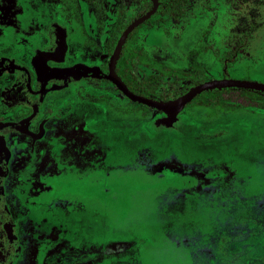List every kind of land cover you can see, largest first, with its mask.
<instances>
[{
  "label": "rangeland",
  "instance_id": "1",
  "mask_svg": "<svg viewBox=\"0 0 264 264\" xmlns=\"http://www.w3.org/2000/svg\"><path fill=\"white\" fill-rule=\"evenodd\" d=\"M141 1L48 0L39 3L47 12L34 4L33 14L37 23L51 24L0 28V57L27 68L32 82L43 78L54 85L64 77L76 78L64 87L68 110L83 105L68 115L77 125L70 135L77 132L78 142L51 147L58 155L64 152L65 159L49 160L41 170L44 162L36 159L31 167L30 160H23L15 167V182L3 187L0 201L9 217L0 215V221L10 220L3 227L9 239L18 235L21 240L31 226L41 229V237L35 238L39 254L32 259L18 252V240L10 256L12 240L3 236L0 264H264V111L241 108L243 119L232 120L221 136L226 131L218 124L219 108L206 93L167 108L123 94L108 71L112 41L119 37L113 29L117 17L127 22ZM233 11L228 0H187L183 18L160 11L134 30L128 44L144 48L150 32L165 31L169 51L177 54L170 60L185 70L163 88L181 96L192 74L187 70L206 80L219 77L213 55L226 48ZM193 18L186 29L173 32ZM207 22L212 26L199 39ZM197 30L188 44L186 35ZM15 47L21 48L17 60ZM263 50L260 35L243 56L257 57ZM201 61L206 71L197 68ZM233 67L230 74L238 77ZM57 73L63 76L56 78ZM94 78L98 81H90ZM96 98L115 117L103 121L106 113L89 107ZM60 219L69 229L60 237L74 235L72 240L80 239L77 247L59 242V227H66L57 224ZM49 235L56 242L51 247L45 239Z\"/></svg>",
  "mask_w": 264,
  "mask_h": 264
},
{
  "label": "flooded vegetation",
  "instance_id": "2",
  "mask_svg": "<svg viewBox=\"0 0 264 264\" xmlns=\"http://www.w3.org/2000/svg\"><path fill=\"white\" fill-rule=\"evenodd\" d=\"M141 2H142V7L138 10V12L134 16L129 18L127 22H122L120 20V18L117 17V20L115 23V28L113 30H114V32H118L119 37L122 34V32L124 31V29L134 19H136V18L144 15L148 11H150V9L153 6L152 0H142ZM148 2H150L151 7L148 10L141 13L143 11V9L146 8L145 5ZM228 2L231 3L233 5V8H234L233 18H232L233 23L230 27L232 29H231V32L228 34V36L225 38L226 48L224 49V51L222 50L220 52V50H217L215 52V55H213L215 58V61H216L215 63L218 64V65H216L217 68L215 69L214 72H216V74L219 75V77L206 80L203 77H199L198 75L193 74V72L191 70H187V71H190V73H192V74H189L190 81H189V85L186 86V88H185L186 92L190 88H192V87H194L200 83H203L205 81H210V80L239 79V80H251V81H257V82L264 83V78H259L260 74L264 73V50L260 54L258 52L257 57H255L253 55L243 56L244 55L243 52H244L245 48H246V50L249 49L251 41L255 40L260 35H264V10H263V17L261 18L262 19L261 26L259 28H255L254 30H251L249 35L245 37V35H244L245 31L242 28L237 27L236 19H237L238 14L241 12L240 10H242V12H243L246 9V7H245L246 2L244 0H228ZM33 5H34V0H0V6H4L3 8L5 10L8 9L11 11V14L13 16H15V23H17L20 28H42V24L40 22L37 23L35 21L36 18H30V17H27L24 15L30 9V7ZM185 6H186V8L184 9L183 13L181 14V16L179 18H183L185 13H186L187 0H186L184 7ZM263 7H264V5H262V8ZM160 11L167 12L166 11V4L161 0H157L156 10L148 19H151L156 13H159ZM168 14L170 15V13H168ZM170 16L173 17L172 15H170ZM29 19H33V20H29ZM148 19H146L144 22H146ZM174 19H178V18H174ZM0 20H3V19L0 17ZM193 20L195 21V18L190 19L187 23H184L185 25H182L180 28H175L173 32H176L179 29H182V30L186 29V27L189 26ZM4 21H6V19ZM144 22H142L141 24H143ZM35 23H37V24H35ZM120 23H122L123 26H121ZM118 24H119V26H118ZM141 24L136 26L131 31V33L127 36V39L125 40L124 44L122 45V49L124 46H126V50L124 51V53L122 55L120 52L119 57H118L117 62H116L115 70H116L117 65L120 64L121 62L132 64V65L138 64V67L140 68V70L138 71L140 78H143L144 76L146 77L147 75L149 76L151 74H154L156 76L162 77V79H163L161 84L156 88V91L160 87L159 93L168 95L169 99H167V100L160 99L158 96H157L158 99L157 98H154V99L161 100V101H168V100L176 99V98L180 97L179 91H177L176 89L170 90L168 88H163V85L168 84V83L173 84L174 82H176L179 79V77H178L179 71H184L185 68H181V67H179V65H175L173 60H170L171 57H177L176 56L177 54H174L173 51L170 52L167 49V47H165V50L167 52V56L166 55L158 56L154 52H151V50H149V49L153 48V45L157 46L156 48L159 50H161V48L163 49L162 45H159L160 46L159 47L158 44H156L153 41L158 42L161 40V38H166L168 34L165 31L162 34L159 31H156L154 33L150 32V34H148V36H146V42H147L148 46H146L144 48L139 47V48L134 49L133 47H130L128 44V41H129L132 33L134 32V30L137 29ZM209 25L212 26V24L210 22L209 23L207 22V24L205 25V28H201L199 30V32H200L199 39L201 38V35L203 34L204 30L207 29L206 27ZM164 30H165V28H164ZM199 32L191 31L189 34H192L195 37ZM119 37H117L116 41L115 40L112 41L113 42V51H114V48H115V46L119 40ZM154 38H156V39L154 40ZM199 39H198V42L196 43V45H194L192 48L197 46V44L199 43ZM249 41H250V43H249ZM166 45L167 46L169 45L168 41L166 42ZM260 46H261V44L258 47H260ZM31 48L36 49L34 46H31L30 49ZM208 48L210 49V47H207V49ZM16 49L17 48L15 47V60L20 58V56H16V55L19 53V50L21 48H19V50H16ZM122 49H121V51H122ZM29 50H28V52L25 50L24 53H27V55H28V53L30 52ZM112 53H111V55H112ZM126 53L129 54V56H130L129 58L124 57V55ZM240 53L242 56L238 57L240 55ZM135 54H137L139 57L142 56L144 60L143 61L140 60L139 62H136L135 61V57H136ZM111 55H110V57H111ZM16 57H17V59H16ZM122 57H124V58H122ZM239 59H242L243 62L239 61ZM109 60H110V58H109ZM150 60H151V62L155 63L156 65L154 66L150 62ZM169 61H171L172 64ZM234 63H236V66L233 67V65H235ZM197 64H198L197 65L198 69H201L204 71L207 70L202 61L197 63ZM232 67H233V70L239 72L238 77L237 76L234 77L232 74H230L231 73L230 69ZM149 68H151L152 70ZM146 69L147 70L149 69V71H147ZM221 70L224 71V74H223V72H221ZM108 71H109V61H108ZM10 73L12 75L15 73V78H16L15 81H13V79L9 80ZM116 73H117V70H116ZM220 73H221V76H220ZM60 75L61 74H57L58 77L63 76V75H61V76ZM32 76H33L32 72H29V70H27V68L23 67V65L21 66L19 63L16 64L15 62H13V61H11L8 58H5L3 56L0 57V103L3 104V106H0V111H1L0 112L1 113L0 114V196H2V193H3L2 190H3L4 186L11 185L12 182H15V167L19 166L20 162H23V160H29L30 157H38L39 158L40 155L43 156V154H40V149H42L43 144H41L40 146H37L35 149V152H33V154H30V152L28 151L27 153H25L26 154L25 156H23L24 155L23 154L20 158L17 157V154L20 150H23V149H20V148H22V146L18 147L17 145H15V161H13V162L7 161V160H9L8 157L12 156L9 153V149L10 150L14 149L11 145L12 141H13L14 134L16 136L15 139H18L19 142L21 141L22 143H28L29 144V143H31L32 139H34L40 135L39 134L40 129L36 128L39 125V123L41 122V123L47 124L50 121V119H52L54 116L53 115V116H51L52 118L51 117L49 118L48 115L50 114L49 113L50 111H47V110L46 111L42 110L41 115L35 114L36 115V117H35L36 123L32 125V128L30 130H34L35 128H36V130L34 132L33 131L30 132L31 135L29 134L27 136V135L22 134V132H21V131H25V130H20V129H19L20 131L16 130L17 125H21L24 121V118H23L24 115L20 111H17L15 113V116L11 120L13 123H15V130L13 128L11 129L10 125L5 124L6 119L4 117H1V115H3L2 113H4V111L5 112H8L9 110L11 111L14 108V106L12 108L7 107L6 106L7 103L11 102V103H13V105L16 106L18 103L22 102L27 106L34 107V104H37V105L41 104L40 98L44 95V93L42 91L43 84H46V87H48V88H51V87L53 88L57 84L61 85L63 83L66 86H72V83L76 82V78L73 80L72 77H64L63 80H65V82H63V81L57 82L54 85H52V83L50 85V83H49V85H48L47 81L41 82L39 80L38 81L34 80L32 82V79H31ZM171 76H172V80H169L168 78ZM67 80H70L71 83ZM90 81H98V80L96 78H94V79H91ZM193 81H197L198 83H192ZM79 84H80V82H78L75 85V88ZM28 85L30 86V90L33 91L32 93L29 91ZM190 86H192V87H190ZM229 87H232V86H229ZM209 90H211V89H209ZM206 91L207 90H205L203 92H206ZM75 92H76V90H75ZM79 93H80V91L75 93V94H77V96H78V95H80ZM133 93H135V92H133ZM75 94H74V96H75ZM135 94H137V93H135ZM138 95H142V94H138ZM142 96H146V95H142ZM151 96H155V95L150 94L149 96H146V97L153 98ZM68 98L66 99V101H69ZM213 103H215V102L213 101ZM92 104H94L95 107H97L99 110H105L100 106L99 98H96V100ZM211 105L212 104L209 103L206 106L212 107ZM214 106H218L219 110L221 109V107L231 108V109H241L243 107H248V106H241V105L238 106L236 104L232 105L231 103H227V102L224 105H217L216 104ZM5 107H7L8 110H6ZM70 107H72V106H70ZM52 108H54V105H52V106L49 105V109L54 111V109H52ZM112 110H108V112L114 113L115 111L113 112ZM62 112H60V113H62ZM60 113L58 112L57 114H55V117H59ZM25 115H26V117H29L32 114L29 113V114H25ZM66 115H67V123L70 125L71 120L68 119L69 113H66ZM32 119H34V118H32ZM29 123H32V121ZM29 127H30V125H29ZM53 131H55V130H53ZM81 143L83 144V142H81ZM5 148H6V152L4 153L2 151H4ZM63 154L65 157L66 154L64 152L62 153V155ZM5 158H8V159H5ZM30 161H31L30 166L31 167L35 166V164H36V163H34L35 160H30ZM41 162L42 163L44 162V163L43 164L39 163V166H38L39 170L42 169V165L46 166L45 163L48 164V162L45 159H42ZM24 168H26V166ZM26 170H28V169H26ZM46 171L48 172V170H46ZM19 176H17L18 179H19ZM13 193L15 194V188L13 190ZM0 199H2V197ZM54 203L55 202H52L49 204V210L55 205ZM3 204L4 203H2V201H0V215L2 216V218L3 217H9L8 212L5 210L6 208L3 207ZM50 205H52V206H50ZM48 217H50V216H48ZM42 219H44V220H41V221H43L41 223L45 224V220L47 219L46 215H44ZM7 221H10V220H8V218H7V219H3L2 221H0V225H1V227H0V241H1V239H3L2 238L3 236H5L7 238L8 242L10 240H12L11 243L9 242L11 245V248L13 250L11 252L9 251L10 256L14 252L15 241L18 240V242H19V243L17 242L18 243V247H17L18 252L23 250L24 254H27L29 257L32 256V259H33L36 251L38 252L37 245L39 243V241H37L35 238H38L39 237L38 235H40L41 232L40 233H38V231L34 232L33 231L34 229L31 226V228L27 231V234H23V238H21V240H19L18 235L15 236V238H13V239H9L8 232H5V230L3 228ZM49 236L51 237V235H49ZM73 236L74 235H72V237L71 236L70 237L73 238ZM40 237L38 239H40ZM70 237L69 238L67 237V239L70 242V245L74 246L73 242H76V241H74V239L72 240ZM78 242L79 241H77V244H78ZM56 246H58V245H56ZM77 246L78 245H75L74 247H77ZM39 249H41V248H39ZM50 250H52V248H50ZM38 254H39V252H38ZM16 256H21V254L18 253ZM15 264H17L16 261H15Z\"/></svg>",
  "mask_w": 264,
  "mask_h": 264
},
{
  "label": "crops",
  "instance_id": "3",
  "mask_svg": "<svg viewBox=\"0 0 264 264\" xmlns=\"http://www.w3.org/2000/svg\"><path fill=\"white\" fill-rule=\"evenodd\" d=\"M39 3H43L45 5L46 3H48V0H41V2H39L38 0H34V4L38 9L40 7H42V9L40 11L47 12L46 10H44L45 6H41ZM3 7L4 6H0V17L3 19V20H0V28H20L19 25L17 23H15V16H13L11 14V11L8 9L5 10ZM34 11H35V9L33 8V6H31L30 9L24 15L27 17H30V18H35L36 16H34V14H33ZM5 19H6V21H4ZM29 20H33V19H29ZM43 24L49 25L51 23H49V21H48L47 23H43ZM50 27L51 26H49L48 28H50ZM196 32H198V30ZM189 33L186 35L187 36L186 38L188 39L187 43L193 44L195 41V37ZM155 39L156 38H154V40ZM167 41H168L167 38H161V40L158 42L153 41L156 44H158V46L162 45L163 49L161 48V50H159L155 47V49L152 48L149 50H151V52H154L158 56H164V55L167 56V52L165 50V47H167V49L169 50L168 46L166 45ZM57 74H55L56 78L58 77ZM10 79H13V81H15V79H16L15 73L13 75L10 73L9 80ZM58 80L61 81L62 79H58ZM39 81L43 82V78H40ZM63 82H65V80H63ZM65 86H66L65 84H61V85L57 84L53 88L52 87L48 88V87H46V84H43L42 91H43L44 95L40 98L41 104H38V105L34 104V107L27 106L22 102L18 103L15 106V105H13V103L8 101L9 103H7L6 106L9 108H12L14 106V108L11 111L10 110L8 112L4 111V113H2L3 115H1V117H4L6 119L5 124L10 125L11 129L13 128L15 130V123H13L11 120L15 116V113L17 111H20L24 115L23 116L24 121L21 125H17L16 130H18V131L25 130V131H21V132H22V134L28 136L29 134L31 135L30 132H32V131L34 132L36 130V128H38V129H40L39 130L40 135L38 137L32 139L31 143L28 144V143H22L21 141L19 142L18 139H15L16 136L14 134L13 141L11 144L14 149H12V148H11L12 150L9 149V153L12 156L8 157L9 160H7V161H9V162L15 161V145H17L18 147L22 146V148H20V149H23V150H20L17 154V157L20 158L23 154H24L23 156H25L26 155L25 153H27L28 151L30 152V154H33V152H35L36 147L40 146L41 144H43V146H42V149H40V154H43V156L40 155L39 158L38 157H30L29 160H36L37 159V160L41 161L42 159H45L47 162H49V160L58 161V160L65 159L64 154L62 155L63 152L60 155H58L57 152H53L51 147L53 145L67 144L71 140H72V143L78 142L79 139L75 138L77 136V132L75 133V137L72 136L73 134L70 135L72 133L73 129H75V131H76L77 125L74 127L72 124L69 125L67 123L66 113L78 112L79 109H83V105H78V104L76 105L75 104L72 107L75 110L71 111V109H70L71 112H69L68 101H66L68 96H67L66 92L64 91ZM28 88H29V91L32 93L33 91L30 90L29 85H28ZM65 103H66V105H65ZM49 105H51V106L54 105V108H52V109H54V111L49 109ZM0 106H3V104L0 103ZM89 107L97 110V114L99 115V109L97 107H95V105H91ZM57 108L61 109V112L63 111L62 113L59 114V117H55V114H57L59 111V110H57ZM42 110L50 111L49 112L50 114L48 113L49 114L48 117L50 118L51 116L54 115L53 118L51 117L52 119H50V121L47 124L40 122L39 125L34 130H30L32 128V125L36 123V118H35L36 115L35 114L41 115ZM102 111H103V114L106 113V116L103 117V121H108L107 119H110L111 117H115V115L112 112H108V111L106 112L105 110H102ZM242 112H243L242 109H231V108L221 107V109L218 111V114H219L218 115V118H219L218 124L221 127L220 129H222V130L224 129L226 131L225 134H222L221 136H225L228 133V131H229L228 127L232 123V120L243 119V115L240 114ZM6 113H8V114L6 115ZM29 113H31L32 115L29 117H26L25 114H29ZM32 118H34V119H32ZM252 118L257 119L259 117H257V118L251 117L250 119H252ZM30 120L32 121V123H29V122H31ZM72 122H74V121H72ZM29 125H30V127H29ZM53 130H55V131H53ZM2 152L5 153L6 148ZM58 153H60V151ZM8 158H5V159H8ZM13 203L15 204V201ZM59 218H61V216H59ZM58 221L59 222H57V224H59V226L61 224H62V226H64V225L66 226L65 228L59 227L60 230H59V233L57 234L59 242L62 243V241H63L65 244V242L68 241V239H67L68 236H66L67 234L65 233L66 239L65 238L62 239L60 236L63 234V232H62L63 230H65L67 232V230L69 231V229H66L67 228L66 223L61 222L62 219H60ZM33 231L36 232V230H33ZM40 231H41V229L38 231V233H40ZM45 239L48 240L49 247H51L52 245H54V243H56V242H54L55 240L51 237L45 238ZM77 241H80V239L77 238L76 242H73L74 246L78 245ZM39 248H41V246H39ZM65 248H67V247H65ZM34 257H33V259H34Z\"/></svg>",
  "mask_w": 264,
  "mask_h": 264
},
{
  "label": "trees",
  "instance_id": "4",
  "mask_svg": "<svg viewBox=\"0 0 264 264\" xmlns=\"http://www.w3.org/2000/svg\"><path fill=\"white\" fill-rule=\"evenodd\" d=\"M166 4V11L170 13L174 18H179L183 13L186 0H161ZM246 2V9L238 14L236 19V25L238 28H242L245 31V37L249 35L251 30L259 28L262 24L264 0H244ZM141 13L148 10L151 7L150 2L145 5ZM126 50V46L123 47L121 55ZM135 61L139 62L144 60L143 57H139L135 54ZM117 73L126 83V85L135 93L149 96L150 94L158 96L160 99L167 100L169 96L156 92V88L163 81L162 77L154 74L139 77L138 71L140 68L138 64H128L121 62L116 67ZM192 83H198L193 81ZM209 100L214 101L217 105H224L226 102L232 105L248 106L256 109L264 110V92L257 89H250L244 87H223L207 90L206 92Z\"/></svg>",
  "mask_w": 264,
  "mask_h": 264
},
{
  "label": "water",
  "instance_id": "5",
  "mask_svg": "<svg viewBox=\"0 0 264 264\" xmlns=\"http://www.w3.org/2000/svg\"><path fill=\"white\" fill-rule=\"evenodd\" d=\"M153 6L144 15L134 19L122 32V34L119 37V40L114 48V51L110 57L109 60V72L110 77L113 79L116 86L125 94L128 98L140 100L144 102L145 104L153 107L158 108H167L171 106H176L179 104H184L188 102L191 98H193L196 94L201 93L205 90L209 89H215V88H223V87H244V88H250V89H257L264 92V83L257 82V81H251V80H239V79H221V80H210L205 81L203 83H200L192 88H190L185 94L182 96L168 101H161L156 100L154 98H149L146 96L138 95L133 93L125 84V82L121 79V77L116 73L115 66L117 59L119 57V54L122 49V45L124 44L125 40L127 39V36L131 33V31L144 22L146 19H148L156 10L157 7V0H152Z\"/></svg>",
  "mask_w": 264,
  "mask_h": 264
}]
</instances>
